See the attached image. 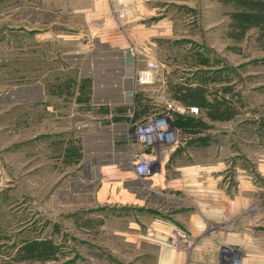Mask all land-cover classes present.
Segmentation results:
<instances>
[{
    "label": "rangeland",
    "instance_id": "obj_1",
    "mask_svg": "<svg viewBox=\"0 0 264 264\" xmlns=\"http://www.w3.org/2000/svg\"><path fill=\"white\" fill-rule=\"evenodd\" d=\"M162 15L171 28L159 36L163 59L153 91L196 107L173 120L172 159L206 166L201 179L215 188L208 183L207 193L236 204L206 225L218 243L217 264L239 260L247 246L263 253L264 0H175ZM20 16L0 14V264H150V255L137 257L110 232L111 208L89 203L76 169L44 166L38 111L24 115L17 92L37 80L39 54L54 45L37 40L39 26L29 31ZM152 47L140 46L137 59L154 57Z\"/></svg>",
    "mask_w": 264,
    "mask_h": 264
},
{
    "label": "crops",
    "instance_id": "obj_2",
    "mask_svg": "<svg viewBox=\"0 0 264 264\" xmlns=\"http://www.w3.org/2000/svg\"><path fill=\"white\" fill-rule=\"evenodd\" d=\"M174 3L124 0V17L118 20L110 0H0V14L7 20L21 15L17 20L24 28L40 30L37 40L54 45L39 54L37 80L17 92L28 111L24 115L31 118L38 111L44 166L76 169L89 203L111 208L110 232L131 244L137 257L150 255V264H216L218 243L205 232L206 225L236 204L207 193L208 183L215 188L201 179L209 171L202 170L206 166L179 164L169 153L165 166L148 177H136L131 168L137 151L132 125L149 112L146 98L153 86L132 90L134 71L144 61H133L127 47L133 44L139 52L140 46L153 45L152 58L162 60L164 39L159 36L171 24L168 16L158 15ZM25 44L24 55L30 54ZM173 226L196 237V244L191 249L171 246L165 238ZM254 250L247 246L240 264H264V252Z\"/></svg>",
    "mask_w": 264,
    "mask_h": 264
},
{
    "label": "built area",
    "instance_id": "obj_3",
    "mask_svg": "<svg viewBox=\"0 0 264 264\" xmlns=\"http://www.w3.org/2000/svg\"><path fill=\"white\" fill-rule=\"evenodd\" d=\"M110 9L118 20L123 19L124 0H110ZM127 53L135 61L138 48L130 44ZM161 66L160 61L146 56L143 65L134 71L132 90L140 91L152 87L158 80ZM146 99L149 112L132 125V137L137 145V151L133 154L131 168L138 178L148 177L155 168L164 166L170 151L178 141L177 129L172 125L175 116H186L196 111L195 106L183 107L168 100L161 88L150 93ZM165 240L178 248L191 247L195 241L189 233L176 226L167 230ZM233 260L234 258H227L225 264H233ZM235 263L239 264V260L236 259Z\"/></svg>",
    "mask_w": 264,
    "mask_h": 264
},
{
    "label": "bare ground",
    "instance_id": "obj_4",
    "mask_svg": "<svg viewBox=\"0 0 264 264\" xmlns=\"http://www.w3.org/2000/svg\"><path fill=\"white\" fill-rule=\"evenodd\" d=\"M236 262V260L235 261H233V264H237V263H235ZM239 264H240V262H239Z\"/></svg>",
    "mask_w": 264,
    "mask_h": 264
}]
</instances>
